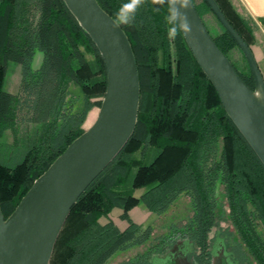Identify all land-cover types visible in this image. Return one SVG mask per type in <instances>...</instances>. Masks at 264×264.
I'll return each instance as SVG.
<instances>
[{
  "label": "trees",
  "instance_id": "1",
  "mask_svg": "<svg viewBox=\"0 0 264 264\" xmlns=\"http://www.w3.org/2000/svg\"><path fill=\"white\" fill-rule=\"evenodd\" d=\"M191 1L215 44L253 89L236 42L204 0ZM214 1L251 49L253 31L260 33L255 23L240 16L230 0ZM97 2L114 19L127 0ZM167 14V4L146 0L133 26H121L140 80L136 128L71 208L49 264H150L178 242L190 264H209L220 248L231 264H264V166L226 115L182 34L168 39ZM233 49L243 69L232 60ZM36 56L41 60L33 68ZM258 66L264 76V61ZM71 86L79 91V101L71 97ZM105 89L103 61L62 0H0V208L5 219L85 131ZM181 198L188 202L186 217L159 235L151 223L142 226L129 216L141 206L155 221L163 219ZM115 208L124 229L110 219L100 222Z\"/></svg>",
  "mask_w": 264,
  "mask_h": 264
},
{
  "label": "water",
  "instance_id": "2",
  "mask_svg": "<svg viewBox=\"0 0 264 264\" xmlns=\"http://www.w3.org/2000/svg\"><path fill=\"white\" fill-rule=\"evenodd\" d=\"M240 48L253 77L250 89L209 35L194 4L187 10L192 26L182 36L212 84L234 126L264 166V76L250 47L214 0H204ZM97 49L106 89L93 124L73 140L40 175L5 219L0 208V264H49L71 208L88 186L113 162L134 134L140 80L131 43L97 0H62ZM182 11H185L182 9ZM259 93V95H257ZM178 242L163 258L188 264ZM221 249L211 264L223 258Z\"/></svg>",
  "mask_w": 264,
  "mask_h": 264
},
{
  "label": "rangeland",
  "instance_id": "3",
  "mask_svg": "<svg viewBox=\"0 0 264 264\" xmlns=\"http://www.w3.org/2000/svg\"><path fill=\"white\" fill-rule=\"evenodd\" d=\"M196 2L199 3L200 1L196 0ZM230 2L232 4L233 8L235 9V11L240 16H242L244 18H250V16L245 12V10H243V8H242V6L238 0H230ZM204 20H205L206 24L208 25V27L213 32H216V30H217L216 24L214 23V20L212 19L211 15L205 14ZM251 21L253 22L252 19H251ZM253 36H254V42H252L251 50L254 51V53L256 54V57L259 61V64L262 65V61L259 58L258 52H261L262 54H264V36H262L259 32H255V31H253ZM231 58L235 62V64L237 66H239L240 69H243L245 67L244 61H243L239 51L233 49L232 53H231ZM40 60H41L40 56H36V58L34 59L33 68H37L39 66ZM70 95L72 98L77 99L78 101L80 100L79 91L72 86L70 88ZM97 114H98V108L94 107L91 110V112L89 113L88 119L84 125L85 130L93 124V122L95 121V119L97 117ZM136 195L138 196L139 192H137ZM188 211H189L188 210V202L185 199L181 198L177 203H175V205L172 207V209L167 212V214L163 217V219L155 221L154 217L141 206L137 207V209H135L133 211L132 216H133V220L136 223L141 224L142 226H147L148 224L151 223L154 226V234L159 235L171 223H179V222L183 221L184 218L186 217ZM118 212H119V209L115 208L108 215L107 218H101L100 222L104 223V222H106L107 219L111 218L114 221H116L117 223H119L120 225H123V223H121L119 221V218L116 216V214ZM135 252L136 251H133L130 254L135 253ZM119 258L120 257H118L117 259H119ZM159 259L164 260L165 264H172V263H167L166 258L162 257Z\"/></svg>",
  "mask_w": 264,
  "mask_h": 264
},
{
  "label": "clouds",
  "instance_id": "4",
  "mask_svg": "<svg viewBox=\"0 0 264 264\" xmlns=\"http://www.w3.org/2000/svg\"><path fill=\"white\" fill-rule=\"evenodd\" d=\"M145 3L146 0H127V2L121 4L115 13L114 26H133L138 9ZM151 4L168 5V14L164 19L169 40H175L181 33L185 36L191 34L192 26L187 16V10L192 7L191 0H151ZM182 9L185 11H182ZM160 10L158 7L153 8L154 12H160ZM150 264H165V261L154 255L150 260Z\"/></svg>",
  "mask_w": 264,
  "mask_h": 264
},
{
  "label": "crops",
  "instance_id": "5",
  "mask_svg": "<svg viewBox=\"0 0 264 264\" xmlns=\"http://www.w3.org/2000/svg\"><path fill=\"white\" fill-rule=\"evenodd\" d=\"M238 1L240 2L243 10H245V12L253 20V22L257 26L258 30L260 31L261 35L264 36V0H238ZM252 52H253V55H254L257 63L259 64V61L256 57V54L254 53L253 50H252ZM258 53H259L260 60L264 61V54H262L261 52H258ZM135 209H137V207L133 208L129 212V216L132 220H133L132 213ZM119 215H120V210L116 214V216L119 218ZM110 220L113 221L120 229H124L126 227V223L124 221H121L120 219H119V221L121 223H123V225H120L119 223H117L116 221H114L111 218H110ZM137 224H139V223H137Z\"/></svg>",
  "mask_w": 264,
  "mask_h": 264
},
{
  "label": "flooded vegetation",
  "instance_id": "6",
  "mask_svg": "<svg viewBox=\"0 0 264 264\" xmlns=\"http://www.w3.org/2000/svg\"><path fill=\"white\" fill-rule=\"evenodd\" d=\"M221 249H223V248H220V249L216 250V252H215L214 256H212V258H211L209 264L212 263L213 258L217 255V253H218ZM223 252H224V256H223V258L219 259L218 262H217L216 264H231V263L228 262V259H227V256L225 255V250H224V249H223ZM187 261H188V260H187ZM188 264H190L189 261H188Z\"/></svg>",
  "mask_w": 264,
  "mask_h": 264
}]
</instances>
